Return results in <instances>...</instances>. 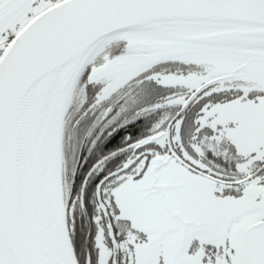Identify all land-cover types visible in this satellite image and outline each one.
I'll list each match as a JSON object with an SVG mask.
<instances>
[{"label": "snow or ice", "instance_id": "obj_1", "mask_svg": "<svg viewBox=\"0 0 264 264\" xmlns=\"http://www.w3.org/2000/svg\"><path fill=\"white\" fill-rule=\"evenodd\" d=\"M0 264H264V0H0Z\"/></svg>", "mask_w": 264, "mask_h": 264}]
</instances>
